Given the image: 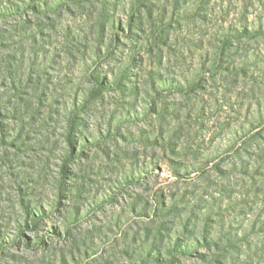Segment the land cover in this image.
I'll list each match as a JSON object with an SVG mask.
<instances>
[{"label":"rangeland","instance_id":"374dc122","mask_svg":"<svg viewBox=\"0 0 264 264\" xmlns=\"http://www.w3.org/2000/svg\"><path fill=\"white\" fill-rule=\"evenodd\" d=\"M0 264H264V0H0Z\"/></svg>","mask_w":264,"mask_h":264}]
</instances>
